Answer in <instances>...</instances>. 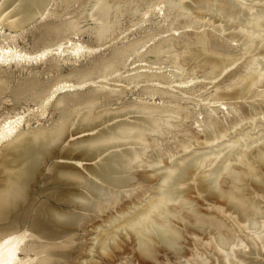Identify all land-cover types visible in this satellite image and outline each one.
<instances>
[{"label":"bare ground","instance_id":"bare-ground-1","mask_svg":"<svg viewBox=\"0 0 264 264\" xmlns=\"http://www.w3.org/2000/svg\"><path fill=\"white\" fill-rule=\"evenodd\" d=\"M120 1L97 0L91 17L98 24L100 38L114 26ZM168 2L177 16L202 19L221 33L233 28L244 37L238 59L251 56L245 63L246 71L240 75L239 70L228 72L238 59L209 54L210 36L206 32L194 34L196 48L166 40L152 50L169 54L168 60L179 71L199 64L212 78L226 72L210 105L220 109L223 105L231 108L239 105L241 114L228 126L210 121L217 130L207 131L204 138L183 127L182 122H173L170 110L147 105H133V110L123 106L116 111L119 114L109 116L94 112L93 101L82 106L75 103L78 107L64 108L51 128L30 132L21 130L25 118L20 114L3 120L0 171L5 174L7 184L0 193V264L66 263L70 249L81 239L78 235L87 232V223L98 216L103 218L100 224L93 223L97 233L91 239L90 254L111 256L122 249L118 239L122 243L131 239L144 264L149 261L150 264H264L246 258L255 254L264 259V147L260 146H264V111L255 107L248 117L245 115L249 112L248 99L261 98L264 102V0ZM49 5L50 0H0V26L7 22L11 30L23 31L30 23L44 18L50 12ZM236 37L232 35L231 41H236ZM145 44L141 40L119 50L105 64L106 72L139 53ZM261 44L262 50L253 54ZM3 45H0V65L8 60L33 58ZM183 47L185 50L179 52ZM60 50L79 55L93 49L67 39L55 49H44L40 56ZM156 77L141 71L131 77L128 86L161 84ZM86 83L83 80L78 84H58L55 92L74 91ZM177 87L183 89L188 85L181 82ZM84 109L87 110L82 113ZM132 113L142 117L129 121L127 115ZM120 117L127 118L116 120ZM74 118H78L77 125L69 135ZM245 120L252 122L254 128L251 123L250 128L241 126L237 134L236 128ZM231 130H235V137ZM68 135L85 138L71 143L77 147L63 153L62 164L53 165V172L55 176L79 181L75 183L82 191H62L58 199L71 208L44 205L24 226L26 213H21V208L31 201L28 185L44 157L52 154ZM168 135L174 143L161 148V138ZM254 146L257 149L248 155L247 151ZM92 161L94 166L83 165ZM234 163L243 168L235 167ZM223 176L227 177V187L220 182ZM190 192L203 198L205 210L198 208L188 196ZM207 197H217L220 203L210 202ZM16 205L21 207L11 209ZM28 243L32 245L27 246Z\"/></svg>","mask_w":264,"mask_h":264},{"label":"rangeland","instance_id":"rangeland-1","mask_svg":"<svg viewBox=\"0 0 264 264\" xmlns=\"http://www.w3.org/2000/svg\"><path fill=\"white\" fill-rule=\"evenodd\" d=\"M133 1L135 3H132ZM133 1H120L119 10L116 13L117 20L109 33L102 38L99 37L97 22L91 17L97 0H50V12L44 18L30 23L23 31L11 30L7 22L3 23L0 26L2 28L0 45L15 47L17 50L31 54L33 58L31 60H8L0 65V122L20 114L25 118L24 126L21 127L24 132L51 128L58 121L64 108L78 107V104L74 106L75 103H79V106L86 105L90 101L95 103L92 106L94 112L109 116L116 115L118 113L116 111L123 106L133 110V105L156 106L170 110L173 113V122H182L183 127L188 128L200 138H204L207 131L217 130L214 125L210 124V121L217 120L222 126H228L233 118H238L242 111L239 105H234L233 108L223 105L221 109L210 105L214 101L217 86L226 77V72L212 78V74L199 64L197 67L187 66L184 71H179L168 60L169 54H157L152 50L166 40H172L176 44H189L188 46L196 48L193 45L194 34L206 32L210 36L209 54L211 56L238 59L240 57L239 45L244 37L233 31V28L226 33H221L219 28L209 26L202 19L177 16L173 11L174 6L168 0ZM133 4H136L135 8ZM68 24H72V28H68ZM229 32L232 34L227 36ZM234 34L237 37L236 41L232 42L230 37ZM67 39L82 43L93 50L79 53V55L70 50L61 53L60 50L59 53L53 52L40 56V52L44 49H55ZM141 40L146 41V44L139 53L132 54L123 63H118L115 70L106 72L105 64L112 61L119 50ZM261 47L262 44L253 54L262 50ZM184 50L185 47L179 52ZM185 55L182 53V56ZM249 56L251 55L247 54L238 59L228 72L239 70L237 75L244 73L245 63ZM141 71L146 75H158L156 78L161 81V84L141 83L135 87L131 83L128 86L131 77ZM83 80L87 83L82 87H77L74 91L55 92L58 84L65 82L78 84ZM181 82L188 87L183 89L177 87ZM48 96L49 102L46 101ZM246 106L249 109V112H245L247 117L255 107L264 111V102L261 98L248 99ZM86 110L84 109L82 113ZM127 117L130 118L129 121L134 122L142 115L132 113ZM127 117H120L116 120ZM77 119L74 118V126L70 127L69 135L74 132ZM250 123L252 124L246 120L240 123V126L236 128V133L238 134L241 130V126L247 125L250 128ZM251 126L254 128L255 125ZM102 128L103 126L99 127V129ZM257 129L252 132L254 137ZM234 131L231 130V133L233 134ZM69 135L53 149L52 154L44 157L45 160L28 185L31 201L21 208V213H26L24 226L28 225L36 211L44 205L61 209L71 208L62 204L58 199L62 191H82L75 183L79 181L55 176L53 172V165L62 164L60 158L63 153L70 148L77 147H72L71 143L85 138L79 137L80 135L74 137ZM232 136L235 137V134ZM169 137L171 135L161 138V148H167L168 144L174 143V140H169ZM260 146L264 147L263 144ZM256 149V146L252 147L247 154H252ZM94 162H84L83 165L85 167L94 166ZM234 166L243 168L237 163H234ZM77 169L88 174L81 166H77ZM220 182L223 187H227L226 176L221 177ZM6 184L5 174L0 171V193L6 188ZM188 196L193 199L199 209H206V202L202 197H198L195 192H190ZM207 199L210 202L220 203L217 197H207ZM20 207L16 205L11 209ZM90 215L95 217L92 213ZM102 218L98 216L87 223V232L78 235L81 239H78L72 250L70 249V255L63 264H144L131 239L123 243L118 239L122 249L116 250L111 256L100 252L89 253L90 246L93 244L91 239L97 233L92 227L100 224ZM31 245V243L27 244V246ZM246 258L249 261L264 262L262 257L255 254H249ZM145 264H150V261Z\"/></svg>","mask_w":264,"mask_h":264}]
</instances>
